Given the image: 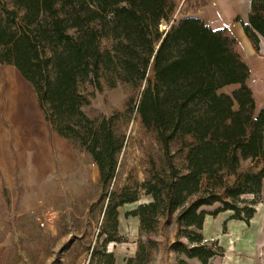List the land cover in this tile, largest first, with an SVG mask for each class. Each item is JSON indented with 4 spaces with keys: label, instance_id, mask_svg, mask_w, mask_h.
Returning <instances> with one entry per match:
<instances>
[{
    "label": "trees",
    "instance_id": "1",
    "mask_svg": "<svg viewBox=\"0 0 264 264\" xmlns=\"http://www.w3.org/2000/svg\"><path fill=\"white\" fill-rule=\"evenodd\" d=\"M248 1L241 26L257 53L264 0ZM174 9V0H6L0 12V63L32 86L45 121L91 158L104 187L115 178L124 146L119 114L91 119L84 108L103 87L137 94L125 112H136L155 134L166 168L140 186L151 200L126 214L138 219L145 238L127 264L151 258L160 246L155 236L168 225L177 228L170 244L176 264H209L222 252L214 250L216 241L205 245V218L229 212L230 220L248 224L263 196L264 108L256 114L250 69L226 28L186 17L161 32ZM118 197L105 212L104 249L120 240L118 208L139 200L136 191ZM214 205L213 212L201 210ZM101 255L114 264L112 253Z\"/></svg>",
    "mask_w": 264,
    "mask_h": 264
},
{
    "label": "rangeland",
    "instance_id": "2",
    "mask_svg": "<svg viewBox=\"0 0 264 264\" xmlns=\"http://www.w3.org/2000/svg\"><path fill=\"white\" fill-rule=\"evenodd\" d=\"M5 1L0 0V12ZM174 2L170 20L162 21L159 30H168L187 15H195L213 29L226 28L250 69L247 85L259 113L264 108V39L260 38L256 53L241 26L246 19L233 12L246 11L248 2L237 0L230 6L220 2L217 7L214 0ZM257 72L262 75L257 77ZM147 77L153 79L152 69ZM133 95L135 106L138 97L131 90L103 87L84 108L91 119L119 114L116 129L124 136V146L115 178L104 187L91 158L59 137L45 121L32 86L14 67L0 63V264H107L102 250L113 254L114 264H127L135 256L139 242L145 238L140 234L138 219L126 214L151 200L140 186L154 172L166 168V154L155 134L142 126L138 114H126V101ZM175 150L176 145H172L171 153ZM248 167L244 164L243 170ZM123 190L130 194L136 191L139 200L118 208L120 240L106 244L104 249L105 212L110 203L118 202ZM217 208L214 205L201 210L213 212ZM231 214L205 218L201 232L205 245L214 248L216 241L214 250L222 252L209 264H264V193L254 214L261 233L251 223L254 217L246 224L230 220ZM42 220H46L44 227L40 226ZM176 234L174 225L160 227L155 236L159 250L143 264H176L177 256L170 250ZM185 261L201 264L197 259Z\"/></svg>",
    "mask_w": 264,
    "mask_h": 264
},
{
    "label": "crops",
    "instance_id": "3",
    "mask_svg": "<svg viewBox=\"0 0 264 264\" xmlns=\"http://www.w3.org/2000/svg\"><path fill=\"white\" fill-rule=\"evenodd\" d=\"M237 0H214V3H215V7H217V6H219V4H220V2H226L229 6L230 5H232V4H234L235 5V3L237 4V2H236ZM247 2H248V4H247V10L246 11H244V12H241V11H238V10H233V12L234 11H237L236 12V15H238V16H242V17H244L245 19H246V21H247V16H248V12H249V1L248 0H246ZM186 17H196L195 15H187V16H185L184 18H186ZM198 18V17H197ZM200 19V18H199ZM244 23H246V22H244ZM250 43V42H249ZM249 46H250V44H249ZM251 48V47H250ZM252 49V48H251ZM262 192L264 193V180H263V189H262ZM258 211H260L261 212V210L260 209H257ZM226 213H228V212H226ZM258 221V217H254L252 220H251V223H252V225H253V227H254V229L255 230H257L259 233H261V225H259V223L257 222ZM205 222L206 221H204V224H205ZM261 239V238H260Z\"/></svg>",
    "mask_w": 264,
    "mask_h": 264
},
{
    "label": "bare ground",
    "instance_id": "4",
    "mask_svg": "<svg viewBox=\"0 0 264 264\" xmlns=\"http://www.w3.org/2000/svg\"><path fill=\"white\" fill-rule=\"evenodd\" d=\"M261 41H262V40H261ZM263 44H264V43H262V45H263ZM262 50H263V49H262ZM263 51H264V50H263ZM261 75H262L261 72H257V75H256V76L258 77V76H261ZM256 76H255V77H256ZM257 77H256V78H257ZM260 85H261V84L258 82V83H257V86L260 87ZM17 97H18V96H17ZM16 101H17V99H16Z\"/></svg>",
    "mask_w": 264,
    "mask_h": 264
},
{
    "label": "built area",
    "instance_id": "5",
    "mask_svg": "<svg viewBox=\"0 0 264 264\" xmlns=\"http://www.w3.org/2000/svg\"><path fill=\"white\" fill-rule=\"evenodd\" d=\"M45 221H46V220H42V221H40V226H41V227H44V226H45Z\"/></svg>",
    "mask_w": 264,
    "mask_h": 264
}]
</instances>
